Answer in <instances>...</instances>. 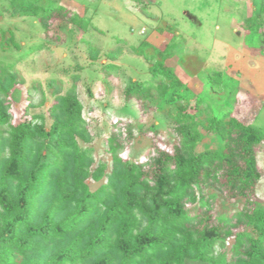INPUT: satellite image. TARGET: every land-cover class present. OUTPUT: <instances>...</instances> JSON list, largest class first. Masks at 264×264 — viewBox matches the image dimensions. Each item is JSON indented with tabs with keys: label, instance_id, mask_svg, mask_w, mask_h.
Returning a JSON list of instances; mask_svg holds the SVG:
<instances>
[{
	"label": "trees",
	"instance_id": "obj_1",
	"mask_svg": "<svg viewBox=\"0 0 264 264\" xmlns=\"http://www.w3.org/2000/svg\"><path fill=\"white\" fill-rule=\"evenodd\" d=\"M256 3L241 27L264 42V0ZM147 7L143 2L141 11ZM6 14L35 19L46 36L56 19L83 31L89 23L59 0H1L0 20ZM157 30L171 33V42L163 50L147 41L132 47L148 77L129 81L123 99L126 107L137 102L164 116L175 144L172 151L154 147L146 162L141 154L125 161L122 134L114 133L106 141L108 162L88 146L93 136L78 78L64 94L54 89L48 123L13 106L19 75L5 54L22 47L0 24V264H264V205L256 198L264 132L224 106L238 104V80L197 54L177 56L178 31L168 21ZM89 53L96 64L99 50ZM176 58L189 79L201 80L202 92L180 77ZM102 68L109 75L119 69ZM87 93L92 97L91 86ZM209 137L219 146L198 150ZM199 188L212 194L198 196ZM217 199L221 214L214 212Z\"/></svg>",
	"mask_w": 264,
	"mask_h": 264
},
{
	"label": "rangeland",
	"instance_id": "obj_2",
	"mask_svg": "<svg viewBox=\"0 0 264 264\" xmlns=\"http://www.w3.org/2000/svg\"><path fill=\"white\" fill-rule=\"evenodd\" d=\"M1 2V0H0ZM60 4L88 20L87 30L70 22L60 27L58 20L45 35L35 19L2 17L0 24L13 30L22 49L7 53L6 61L15 63L19 75L13 106L30 115L48 117L54 103L53 91L64 94L75 82L84 105V117L93 136L88 146L97 159L110 162L106 141L111 134L121 133L125 161L146 162L155 148L172 151L175 144L172 127L153 109L132 103L126 107L123 92L129 81L147 78V65L137 57L133 46L147 41L159 50L171 42V33L157 28L166 20L178 31L177 56L199 55L207 67H216L239 81L238 104L224 102L233 115L245 124H255L264 132V42L246 36L241 25L256 10V0H59ZM148 4L146 12L141 8ZM59 31V32H58ZM58 35V36H57ZM42 46V47H40ZM99 50V60L92 63L90 47ZM23 59L20 54L33 49ZM40 47V48H38ZM116 60L103 55L118 50ZM21 56V55H20ZM177 58L173 60L176 64ZM119 67L110 75L102 65ZM180 77L195 92L204 87L198 78L189 79L177 66ZM91 86L92 97L87 93ZM130 107V109H128ZM14 119H18V113ZM47 118V123H48ZM155 125L158 133L150 129ZM131 130V131H130ZM175 137V136H174ZM220 141L209 137L198 150L218 147ZM258 165L263 176L256 198L264 205V150L258 152ZM197 195L212 194L197 189ZM196 211V206H188ZM224 203L217 199L215 214L223 212Z\"/></svg>",
	"mask_w": 264,
	"mask_h": 264
}]
</instances>
